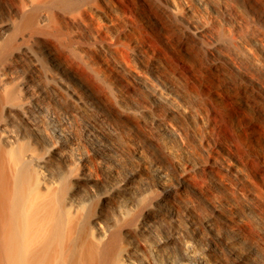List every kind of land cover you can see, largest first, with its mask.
Segmentation results:
<instances>
[{
	"label": "bare ground",
	"instance_id": "bare-ground-1",
	"mask_svg": "<svg viewBox=\"0 0 264 264\" xmlns=\"http://www.w3.org/2000/svg\"><path fill=\"white\" fill-rule=\"evenodd\" d=\"M87 1L0 0V264H231L227 263L231 258L226 252L235 264H264V252L256 245L251 247L258 250L260 258L257 259L249 252L243 253L244 249L240 252L244 245L238 246L240 250L236 247L246 237L253 240L258 235L253 227L256 221L252 223L247 217L256 207L254 204L260 202L259 198L256 200V191L245 190L242 196V193L240 196L230 193L226 200L223 198L225 201L211 202L213 218L207 216L201 221L195 217L193 206L187 204L189 207L183 213L177 206L187 196L195 199L202 196L200 182L214 169L247 181L241 161L229 153L228 147L213 137L191 131V127L197 128L200 124L205 130L214 127L209 119L216 111L214 105L211 101H199L191 91L176 88L161 76L157 70L166 69V62L154 58L145 63L142 60L145 45L140 47L132 40L129 48L124 49L122 42L124 45L118 47V43L116 48L111 38L110 42L102 41V28H92L88 18L104 16L113 28L117 24H114V15L118 0ZM160 2L172 21H181L178 24L184 25L182 30L203 45L207 54L214 55L222 47V35H219L222 32H229L227 36L223 33L224 36H231L242 54L249 52L247 35L243 32V39L240 35L247 19L227 0ZM66 8L75 9L71 12ZM221 12L231 20L234 17L237 23L231 27L227 18L219 16ZM261 41L258 45L264 53ZM172 46L168 47L171 55H176L178 50ZM121 55L127 56L130 64L131 56L136 57L138 65H129ZM108 58L112 61H107ZM41 59L47 67L44 69V63L43 73ZM185 60L181 57L176 61L182 72L187 73L190 65L182 63ZM215 60L239 68L231 54H220ZM25 63L28 71L21 70ZM254 64L256 68H264L259 59H254ZM92 65L101 68L98 73L101 77L108 75L101 85L109 92L108 101L112 96L110 106L108 101H103L105 98L98 97L101 91L97 95L96 89L103 90L99 85L91 84V87L86 78L82 79L84 73H81ZM260 87L264 92L263 85ZM81 115L84 129L80 128L81 121H77ZM18 120L23 124L22 130L15 125ZM142 122L158 129L161 133L158 135L170 143L163 150L159 148L155 141L148 139L150 136L145 134L147 138L141 132ZM120 132L126 134L125 140L114 138ZM125 144L131 146L125 148ZM54 158L66 161L53 167ZM94 158L115 179L104 191L93 186L82 187V183L95 179ZM72 164L77 165L71 167ZM78 168L80 173L74 175L72 170L76 172ZM147 173L149 176L144 177ZM260 174L253 172L252 175L259 179ZM199 177L203 180H198ZM217 183L223 186L220 180ZM149 194L151 200L147 204L144 199ZM138 200L145 203L141 207L138 202L142 209L139 212ZM135 206L138 214L134 215ZM160 214L166 217L171 229L162 226ZM214 216L219 218V225ZM222 227L228 234L232 232L229 235H234L232 240L222 234ZM139 234L144 238L148 234L155 240L151 238L148 244L138 239ZM127 236L133 238L131 243L126 241ZM259 238L258 243L264 241ZM177 243L180 253L166 255L165 249H177Z\"/></svg>",
	"mask_w": 264,
	"mask_h": 264
},
{
	"label": "rangeland",
	"instance_id": "rangeland-1",
	"mask_svg": "<svg viewBox=\"0 0 264 264\" xmlns=\"http://www.w3.org/2000/svg\"><path fill=\"white\" fill-rule=\"evenodd\" d=\"M88 1H89V3L90 2L96 3L98 0L96 2H95V0H88ZM157 1L160 2V0H138V2H137V0H118L117 5L115 6V15H114V24L115 23H117V24H115V26L113 28H111L112 24H110L104 18V16L100 17V15L99 16L97 15V16H93L94 18L89 17L88 19L91 20L89 22H92L91 23L92 28L97 29V30H100L102 28L100 30V32H101L100 36H101L102 41H105V42L109 41L110 42V40L112 39L113 43L116 45V46L114 45V47L117 48V44L119 43L118 47H121L125 44V46H124L125 48L124 47L123 48L128 49L129 45L132 44L133 41L135 42V40H136L135 44L139 45L140 47H143V45H145L144 46V48H146L145 52H144L145 55L142 58V60L145 63L148 64V62H150L151 60H154V58L161 60L164 64H165V62L167 63L166 69H163V70H161V69L157 70L156 69V70L168 82H170L176 88H181V89L185 88V89L191 91L192 93H194L196 95L197 99L201 102L206 101V100L208 102L211 101V103L214 105V109L216 110L215 111L216 113L214 112L212 114V116L209 117V119L211 118L210 120L213 123L212 126H214V127L208 128L205 130V127L202 124H200L199 126H197V128L191 127V131H192V133L199 134V135L202 134L205 137H213L214 140L221 141L226 147L229 148V153L231 155H234L236 158H238L242 163L243 171H245L244 175L246 176L247 181L240 180L241 181V183H240L239 179L238 180H237V178L235 179V177L231 176L230 174H228L226 172H224V173L219 172L217 169H214V170L210 171V174L209 173L205 174V178L203 176L204 180L200 177L198 178V180H201V179L203 180V182L201 181L202 183L199 181L200 185H202V186H200V188H202L201 189L202 196H198L197 197L198 200L195 199L196 197L187 196L191 199H194V200H192L193 201V204H192L191 199H189V198L187 199V197L184 196L187 201L185 199L184 200L182 199L183 202L182 201L178 202L177 206L180 210H182L181 212L183 213V211L184 212L187 211L186 209L189 206L190 207L193 206L191 208H192V210H194L193 212H195L197 215L195 213H193V214H195L196 218L198 217L197 220L201 221L203 218H205L207 216L212 217L213 213H212V210L210 209V203L211 202L223 201L224 199L226 200L227 197L229 196L228 194H230V193H234V194H237L239 196L242 193L241 194V196H242L243 193L245 192V190L246 191L247 190H254V191H256V198H257L256 200L258 201V198H259L260 202L259 203L257 202L256 204H254V207L255 206L256 207L253 208V210L254 209L255 210L254 211L252 210V213L251 212L247 213L248 214L247 217H248V219L250 218L249 219L250 222L256 221L255 223L252 222L255 224V225H253V227L255 229L253 227L252 228L254 229L255 234H258V235L257 236L255 235L254 237H252V238H255L253 240L256 241L259 237H261V238H259V240L263 239L264 238V195H261L262 194L261 190L263 189V193H264V178H263L264 177V92H263V90H261L260 85H263V87H264V68L263 69H261L260 67L256 68L254 66L255 65L254 59L255 60L259 59L264 64V53L262 51L263 49L260 45H258V43L261 40L263 41V42L261 41V43L264 44V0H252V1L251 0H227L230 4L233 5V7L235 6L234 8L239 11V13H238V11H237V13L239 15L241 14L242 16L241 15L240 16L243 17V19H245V20L247 19L246 21H249V22H246L243 20L246 23V24H244V26L248 27V30L246 27H244L245 31H243L242 29H244V28L242 27V29H240L242 31V32L240 31V35L243 32H245L244 35H247V36H245V38L249 39V42L251 45L250 44H247V45L249 46L248 49L250 48L248 50L249 52L252 49V54L250 52V55L253 58L252 60H251V56L248 55L249 52H246L247 55L245 52H244L245 54H242L243 52L240 51V48L235 47V44L233 43L234 42L233 39L232 40L230 39V38H232L231 36H230V38H229V36L225 37L228 35L229 32H227V34H226V32L224 33L222 31H218V32H222L220 34L218 33L219 35H222L221 36L222 39L220 40L222 47L218 48L214 52V55L213 54H207L205 52V48L203 45L201 46L200 43H198L197 41L195 42V39L193 40L190 35L188 36V34L185 32V30H182L184 28V25L182 26V25L178 24V22H181V21L178 20V22H177V19H174V20H176V22L172 21V16L169 17V13H167L168 12L167 9L163 6L164 4L162 5L161 2L158 3ZM212 1H217V0H212ZM141 6H145V7L142 8ZM160 6H163V7H160ZM129 8H131L132 10L130 11ZM66 9L69 10V8H66ZM66 9H64V12L66 11V13H69V12H67ZM164 9H166V10L164 11ZM71 10H69V11H71ZM73 10L71 12H73ZM144 13H146V14L144 15ZM262 13H263V15H262ZM223 15L224 14L222 12L219 13V16H221V18L225 17V15L224 16ZM259 17H261V19ZM146 18H147V20H145ZM148 18L150 19V21L148 20ZM225 18H227V21L230 22L229 25L231 27L233 26L232 24H234L235 22L237 23V21H235L236 19L234 17H232V20L234 19L233 21L231 20V17H229V18L225 17ZM107 23H109L110 25L108 26ZM179 25L181 26L180 30H179V27H180ZM107 26H108V28H106ZM144 26H146L148 28H146ZM156 26H158V27H156ZM154 27H156V28H154ZM252 28H254V29H252ZM181 30H182L183 34H182ZM246 30L247 31L250 30V32H247ZM184 32H185V34H184ZM251 32H253V34H255V32L257 34L259 33V35H257V37H256V34L253 35ZM156 33L158 35H156ZM223 33L225 34V36ZM246 33H248V34H246ZM151 34H153L154 37ZM249 34H250V36H253V37L255 36V38L250 37ZM219 35L217 36V38H219ZM242 35H241V37H242ZM114 36H116V37H114ZM155 36L158 38H155ZM167 39H169L170 42L172 41L171 43H173V44H170V42H167L168 41ZM186 39H188L189 41H187ZM242 39H243V37H242ZM244 40L248 41L247 39H244ZM246 41H244V42H246ZM121 42L124 44H122ZM129 42H131V43H129ZM249 42H246V43H249ZM255 43L257 46L255 45ZM252 44H253V46H252ZM119 45H121V46H119ZM169 45L170 46L173 45L179 52L176 51L175 52L176 55H174V54L171 55L172 52L168 48ZM173 46H172V48L175 49ZM236 46H237V44H236ZM185 47H187L188 49ZM166 48H167V50H166ZM147 49H148V51H147ZM71 54L73 55L74 53H71ZM181 54H182V56H181ZM220 54H231V56L233 57V59L237 63V67H239L240 69L237 68L238 69L237 70V69L232 68L228 62L221 61V60H215L218 58V56ZM173 56L176 58H174ZM105 57H106V55H105ZM122 57L124 58L125 56H122ZM131 57H130L131 59L128 57V59L132 60L131 64H130V62H128L127 56L123 60L127 61L129 65L135 64V67H136L138 65L137 63H139V60L136 61V59H137L136 57H133V56H131ZM181 57L183 58V60L186 59L185 60L186 62L183 61L182 63H189L190 67L188 64H185V65L187 68L189 67L190 71H188V69H187L186 72L187 73L191 72L190 74L184 73L185 71L182 72V69L180 68L181 65L179 66V63H177L176 60L177 59L180 60ZM256 57H257V59H256ZM107 61L111 62L112 58H108ZM173 61H174V63H173ZM216 61H219V62H216ZM213 62L215 63V66H214ZM44 63H45V60L41 59V72L42 73H43L42 70H44L46 67V63L45 64ZM175 63H177V64L175 65ZM71 64L73 65L72 62H71ZM43 66H44V69H42ZM92 66L94 68V65H92ZM92 66L86 67V71H88L90 75H88V72L86 73V71L81 73V74L84 73L83 74L84 77L82 76V79L85 80V78H86L85 82L87 81L86 83H88L90 86H91V84H92V86L93 85L94 86L99 85V89L101 88L103 90H97L96 89L97 86L94 89H96V93H97V91H99L97 93V95L100 94V91H101V94H100V96L98 95V97L101 98L102 100H103V98H105L103 101H105L107 103L108 99H106V98H107V95L109 92H107L108 90L105 89L103 87V85H101V84H103L106 81V79L108 78V75L106 77L102 75L103 77H101L100 75H98V73L100 74V72L102 71L101 68H100V70L98 67H95L94 69H92L91 68ZM191 66H192V68H191ZM212 66H214L215 69H212ZM135 67L133 65V68H135ZM179 68H180V70H179ZM210 68H211V71L209 70ZM46 69H47V67H46ZM95 69L99 72L95 71ZM191 69H192V71H191ZM21 70L28 71L27 63H25L24 66H21ZM45 71L46 70H44V72ZM90 76L92 77V79H91L92 82L90 80L88 81V78ZM110 96L108 97L110 99L107 103L108 106L113 104L112 96H111V98H110ZM78 118H77V121L80 122L82 120V115H81L79 120H78ZM134 118L136 119V117H134ZM18 121L15 122V125L16 126L18 125V130H22L21 127H23L22 126L23 124L21 123V121H19V122ZM81 123H82V121L80 122V125H81L80 128L84 129V126H82L83 123L82 124ZM151 127L152 126H150L149 124L146 126L145 122H144V124L142 122V124L139 125V128H140L141 132L143 133V135L146 134L148 137L150 136L148 138L145 135L148 139L155 141V144L157 143V146L163 150L164 146L166 147L167 144L170 143L169 140L165 139L164 136H162V135L160 137L159 135L161 133L158 132V129H156L155 127H152L153 128L152 129ZM222 127L223 128L226 127V130L225 131L222 130ZM19 128H21V129H19ZM221 130L223 132H225L224 133L225 136H224V134H222ZM219 133H220V135H219ZM81 134H82V129H81ZM226 134H228V135H226ZM123 135L126 136V134L124 132H122V133L120 132V134H118V135L116 134L114 136V138L118 141H121L122 138H123V140H125L124 139L125 137ZM156 136H158L159 138L158 137L154 138ZM227 136L229 138H227ZM28 143H25V144H28L27 148L30 145V142H28ZM25 144H24V147H25ZM123 145H124V143H123ZM128 146L130 147L131 144H129L127 146L125 144L124 147L127 148ZM163 155L166 159L169 158L165 154H163ZM94 159L96 160L94 166L97 167V168L94 167V170H93V172H95L94 178L96 180L93 179L91 182L82 183V187L85 188L86 186L87 187L93 186L94 188H97L96 190L104 191L105 188L107 189L110 186L109 182H113L115 179L110 175L109 169L106 166H104L102 163H101L102 164L101 165L100 162L97 161L98 160L97 158H94ZM65 161H66L65 159H63L62 161H59L56 158H54L52 161V165H53V167H56V166H58L59 162L65 163ZM54 162L56 165L54 164ZM61 163L59 166L62 165ZM67 163L69 164L70 162L67 161ZM76 165L77 164H74V165L72 164L71 167H75ZM78 166H80V164ZM79 168L81 169V166ZM79 168L77 170V171H79L78 173H76L77 171L73 172V170L75 168H72L73 169L72 173H75L74 175H76V174L78 175L80 173ZM107 169H108V171H107ZM253 172L255 174L261 173L262 175L260 174L259 179L254 178L252 175ZM220 173H222L223 175L222 174L219 175ZM143 176L148 177L149 174L147 173ZM37 177H38V175H37ZM215 179H216V181H215ZM221 179L224 181H222ZM218 180H220V182H223V186L218 185V183H217ZM192 181H194V177L192 178ZM255 185H258V186H255ZM260 186H261V189H260ZM256 187H258V188H256ZM85 189H88V188H85ZM256 189L261 191V192L257 193L259 191H257ZM144 200H146L144 202L148 204L149 201L147 202V200H151V194L146 196ZM138 202L141 204V207L145 206L144 202H143L144 203L143 204V203H141L142 201L138 200V201H136V204ZM201 202H204V204L203 203L201 204ZM139 203L137 205V207H138L137 212H139V210L141 209L139 207ZM184 203L186 205L188 204L189 206L188 205L186 206ZM142 204H143V206H142ZM203 205L204 206L207 205V206H205L207 209H205V207ZM201 207H202V210H201ZM135 208H136V206H135ZM136 210H137V208L133 212L134 215L137 213ZM195 210H197L198 212L200 211V213L198 214L197 211H195ZM211 213H212V215H211ZM257 216L258 217L260 216V217L258 218ZM251 217L252 218L254 217L256 219L258 218V219L256 220L253 218L254 219L253 220ZM104 218L106 220H109V219H107L108 216H104ZM159 218H160V222L162 223V226L171 229L170 223L168 222V220L166 219L165 216H161V214H160ZM213 220L217 224L218 223L220 224V220L217 216H214ZM182 225H183V227H185L184 224H182ZM198 226L200 228V224ZM251 226H252V224H251ZM256 227L258 228L257 231L259 233L256 231ZM221 232H222V234L223 233L227 234V236L231 240L233 239V236H234L233 234H232V236H229V235H231L230 233H232L231 231H229L230 233L228 234L227 232H225V230L222 227ZM139 235H138V239L139 240L141 239L144 241L146 240V242L148 244H149V241L152 240L151 238H153L152 236L150 237V235H148V234L145 235V238H144V235H142V234H139ZM146 236L150 237V239L148 241H147V239L149 237L146 239ZM246 238H247V240H246ZM246 238L243 242H240L238 245L236 244V247L238 248V250L241 249L240 250V252H241L244 249L243 250L244 252L242 251L243 253L249 252V254H251V256H253V258H256V257L260 258L257 251L263 250V252H264V249H263L264 248V243H263L264 241L261 240V242L263 241L262 243L260 241H259V243H258V241H256L257 243H255V241L248 239V237H246ZM125 239L129 243H131V241H133L132 237L128 238V236H127V237H125ZM127 239H132V240H127ZM136 239H137V237H136ZM154 240L155 239L153 238L152 241L154 242ZM152 241L150 243L151 245H153ZM127 242H126V244H127ZM251 242L252 243L254 242V243L252 244ZM244 243L247 244V246ZM248 243H249V245H248ZM240 244L244 245V246H241ZM258 244L260 246H263V248L260 246L258 247L257 246ZM239 245L242 248L238 247ZM252 245H253V247L256 245L258 250H256V251L252 250V247H251ZM249 246H250L251 250L248 249ZM175 247L177 249L178 248L180 249L179 243H177V245H175ZM177 249L171 250V249L167 248V249H165V251H167V252H165V254L166 255L167 254L176 255V254L180 253V250L178 249V251H177ZM252 251L255 254H252L253 253ZM176 252H178V253H176ZM148 253H150V252H148ZM224 254H226V256L228 255L227 256L228 258H231L230 259L231 261L228 260V262H227V260H226L227 263L235 264V260L232 259V257H230L229 254H227V252ZM254 255H256V256H254ZM227 257H224V259H227Z\"/></svg>",
	"mask_w": 264,
	"mask_h": 264
}]
</instances>
